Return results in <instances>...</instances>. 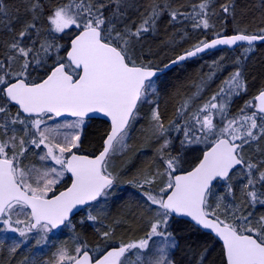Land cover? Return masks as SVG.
I'll list each match as a JSON object with an SVG mask.
<instances>
[{"label":"snow or ice","instance_id":"obj_1","mask_svg":"<svg viewBox=\"0 0 264 264\" xmlns=\"http://www.w3.org/2000/svg\"><path fill=\"white\" fill-rule=\"evenodd\" d=\"M24 6L28 19L18 31L5 25L11 39L0 43V232L23 238L12 240L9 255L18 252L30 233L38 234L35 243L40 246L49 233L66 227L73 232V243L57 246L44 264H129V254L149 250L154 238L159 239L146 264H175L169 250L179 244L169 229L172 222L184 220L222 241L223 264H264V214L255 215L256 208H264V149L256 155L246 152V146L264 141V87L237 115H229L230 99L247 92L239 65L255 42H264V27L236 29L232 35L213 31L212 39L197 42L162 69L137 52L143 34L154 31L165 13L169 23L190 19L193 28L214 29L210 20L218 14L213 0H199L191 12L149 0L134 27L125 22L127 10L135 7L129 0H51L47 6L44 0H25ZM7 12L0 0V15ZM220 13L222 20L234 21L235 0H225ZM65 36L67 43H60ZM221 45L243 48L236 69L198 106L208 81L197 85L166 126L159 104L150 99L158 97L159 74ZM144 104L152 105L147 138L159 144L155 167L127 183L141 190L147 231L139 240L124 242L117 241L112 228L97 229L101 243L90 245L76 232L72 218L85 206L95 211L111 195L120 179L112 170L113 156L127 147ZM97 118L109 127L100 147L89 152L85 131ZM173 130L183 135L177 154L169 135ZM199 144L205 149L184 169L180 153ZM235 179L243 181L239 205L234 202ZM220 181L226 192L218 194ZM86 221L99 223L100 215L89 211L80 223ZM3 243L0 239V247Z\"/></svg>","mask_w":264,"mask_h":264},{"label":"trees","instance_id":"obj_2","mask_svg":"<svg viewBox=\"0 0 264 264\" xmlns=\"http://www.w3.org/2000/svg\"><path fill=\"white\" fill-rule=\"evenodd\" d=\"M50 2L51 0H44L45 6ZM129 2L135 7L127 10L125 22L134 27L132 22L138 23L140 21L141 16L139 13L143 11V6L148 4L149 0H129ZM158 2L171 4L172 8H178L182 12H191V6L199 3V0H158ZM223 3H225V0H213V7L218 15L211 18L210 23H213L215 28L209 30L193 28V21L190 19H178L169 23L170 17L165 13L157 22V35H154L153 31L143 34L142 40L137 45V52L141 53L143 58L153 61L156 66L161 68L177 55L192 48L197 42L212 39L213 31L220 32L223 29V34L231 35L235 34L236 29L247 28L249 32H254L259 27H264V24L261 23L264 20V0H235L234 21L231 17L227 21L221 19L220 5ZM5 4L8 12L6 16L0 15V20L3 21V23H0V43L11 39V34L5 30V25L10 24L12 28L18 31L21 23L28 19L24 6L25 0H5ZM225 24L227 25L226 28ZM68 39L69 37L65 36L59 42L66 44ZM176 45L178 47L174 48L173 46ZM242 50V47L233 50L232 52H237V55L233 59L226 57L228 54L227 50H223L224 56L216 63L215 67H206L204 64H200L203 63V58L210 56V54H207L204 57H199L181 66H177L161 75L158 80V96L161 100H158L165 125L167 126L168 122L175 118L174 113L179 102L187 96V89L186 96L184 89L188 85H190L191 93H193L197 91V85L203 86L204 81L209 80L208 86L203 89L206 91V97L199 98L196 106L208 100L209 93H213V90L219 87L223 78L229 76L236 69L238 65L235 61L241 55ZM2 53L3 49L0 48V56H2ZM219 53L221 52L219 51ZM217 54L218 52L216 51L211 53V56ZM239 67L243 69L247 81V89L251 93L244 98V95L241 94L232 100V103L229 104V114L231 115L240 110L245 99H250L251 96L253 97L257 94L261 87H264V44L255 45L254 51L248 53V59L239 65ZM213 72L215 73L214 76L211 75ZM252 86H254V90H252ZM89 124L85 131V148L91 152L100 147L101 137L107 130V124L99 119L91 120ZM148 128L149 119L147 115H143L142 119L132 126L127 141V151L116 158L114 164V172L119 174L120 178L118 184L125 187L131 186L140 195V198L131 200L121 197V195H119L120 198L114 197L116 191L113 190L115 188L113 187V191L111 190V201L105 202L102 205L103 209L101 211L93 212L94 215H100L99 223L93 224L86 221L81 224L78 221L81 213L72 218L76 225V232L90 245L94 246L97 243H101L98 239L97 229L105 231L112 228L117 241L122 239L124 242H129L139 240L145 236L147 227L144 218L148 213L145 211L144 200L140 194L141 190L127 183V181L132 180L140 171L147 170L150 166L155 167V154L159 144L154 139L147 138L146 129ZM169 135L173 138V154H177V152H180L179 141L183 139V135L174 130L170 131ZM252 146V155H256L257 149H264V141L253 142ZM199 148L196 145H192L180 153L182 159L185 161L183 165L184 169H190L194 165L204 150L202 149L203 146ZM193 150L197 151L193 153ZM232 184L234 188V202L239 205L242 199L241 187L243 181L235 179L232 181ZM216 192L218 194L226 192L224 182L216 183ZM229 199L231 200L232 198ZM261 214H264V208H256L255 215L259 216ZM63 228L58 232H62ZM169 230L174 233L179 244V247L171 253V258L175 261V264H223L222 247L209 234L203 233L192 224L183 220L178 223L172 222ZM58 232L53 236L55 238L58 236L55 241L58 245L63 243L70 245L73 243L72 230L71 239L60 237L61 232ZM0 248V264H4L5 256L3 251L5 248L3 246ZM21 249L14 256L21 253ZM24 251L27 254H31L26 249ZM198 253L203 256L202 261L200 260V255H197ZM8 264H11V262Z\"/></svg>","mask_w":264,"mask_h":264},{"label":"rangeland","instance_id":"obj_3","mask_svg":"<svg viewBox=\"0 0 264 264\" xmlns=\"http://www.w3.org/2000/svg\"><path fill=\"white\" fill-rule=\"evenodd\" d=\"M153 32H154L153 33L154 35H157L156 27H155V30ZM150 37H152V35H150ZM146 39H148V37H146ZM173 47L176 48V47H178V45L173 46ZM224 51L223 50L220 51L221 53H219V51H217L218 54L217 55H213V56H211V53H209L210 56H208L206 58H203V63H200V64H204L206 67H209V66L215 67L216 64H213V61L218 62L224 56ZM212 53H214V52H212ZM227 53L228 54L226 55V57H229V59H233L237 55V52L234 53V52L228 51V50H227ZM204 56H202V57H204ZM227 77L228 76H225V78H223V80H225ZM220 85H221V83H220ZM220 85H219V87H220ZM219 87L215 88L213 90L214 91L213 93L217 92L219 90ZM253 88H254V86H252V90H254ZM186 89H187V96L185 94L186 93ZM190 89H191L190 88V85H188L184 89V91H185L184 94H185L186 97L191 96L193 93H195V91L193 93H191V90ZM196 89H197V87H196ZM213 93H209V97ZM249 93H251V91H249L247 89V92L245 94L243 93L244 96L242 95L243 98L245 96L249 95ZM205 94H206V91L203 90L201 92V94H200V98L201 97H206ZM236 97H238V96H233L230 99L229 104L232 103V100H234ZM251 98H252V96L250 97V99ZM150 99L156 101V103H158V104H159V100H161L159 96L158 97H151ZM250 99L249 98L245 99V101L242 103V105L244 106L245 102L248 101V100H250ZM202 103L203 102H201L200 104H202ZM151 107H152L151 104H144V105H142L141 106V110H140V118H138V120L135 123H137L138 121H140L142 119L143 115H147V117H149ZM246 111H250V110H246ZM238 113H239V111H237V113H235L233 115H237ZM229 115H231V114H229ZM216 122L217 123L220 122V118L219 117L216 118ZM89 125L90 124L88 123V126ZM127 141H128V139H127ZM196 146H197V148H199L200 146H203L202 149H205V147H206L204 144H199V145H196ZM127 147H128V142H127ZM127 147L123 151L117 152L113 156V159H112V170L113 171H115V168H114L115 159L118 158L121 154L125 153L127 151ZM194 151H197V150H193V153H195ZM247 151H248L249 154H252L253 146L252 145L250 147H247L246 146V152ZM29 159L30 160H33V159H36V158L30 156ZM67 180H68V178L66 177V182H67ZM114 187L115 188L113 190L116 191L114 193V197L117 196V198H120L119 195H121V197L129 198L131 200H137V199L140 198V195L137 192H135L133 190V188H131V186H126L125 187V186H122V185H120V184L117 183L116 185H114ZM111 199H112V195H110L109 197H107L106 198V201L105 200H102L99 203V206L97 207V209L95 211H101L103 209V206L102 205L105 202L111 201ZM89 211H92V214H94L93 212H95L92 209H90V208L87 207L86 209L83 210V212H81V214H80L81 216H80V218H79L78 221H81L84 217H86L87 214L89 213ZM73 224H74V220H73ZM0 227H2V226H0ZM57 232H51V233H49L48 234V242L46 244H42L40 246H37L36 243H35L36 239L38 238V234L36 232L30 233L29 236H28L27 242L21 245V248H23V249L20 248L22 250L21 253H19L16 256H14L13 257L14 259L12 258L11 255H9L8 249H9V247H10L13 239L21 240L23 238L19 237L18 234H15V233H4V232H0V239L4 240V243H3V247L5 248L4 251H3L4 252V256H5V263L4 264H8L9 262H11V264H21L22 261H24V264H27V263L30 264V262L33 261V260L39 261L38 264H44V261L47 260L48 258H50L51 255H52V253L55 251V248L57 246H59L58 243L55 242L57 240V237L58 236H56V238L53 237L54 235L57 234ZM60 232H58V233H60ZM60 235L59 236L62 237V238L71 239L72 238L71 229L64 227ZM5 237H7V239H5ZM158 239L159 238H154L153 241L150 242L149 250H146V251H136V250H133V253L132 254H129V256H128L129 264H136L137 261H140L141 264H146V261L151 260L152 259V253L155 252V242ZM38 247H40V248L37 249ZM24 249H26V251H30L31 254H27V252H25ZM173 250H169L170 256H171V253H172ZM26 256L29 257V260L28 261H25V259H24Z\"/></svg>","mask_w":264,"mask_h":264},{"label":"water","instance_id":"obj_4","mask_svg":"<svg viewBox=\"0 0 264 264\" xmlns=\"http://www.w3.org/2000/svg\"><path fill=\"white\" fill-rule=\"evenodd\" d=\"M232 35V34H231ZM258 44H264V42H259V41H257V42H255V44L254 45H258ZM243 46H247V44L246 43H244L243 44ZM238 47H240L239 45H237V46H232V47H228V46H223V45H221V46H218L216 49H212V50H209V51H207V52H205V53H201V54H199V56L198 57H201V56H203V55H205V54H208V53H212V52H216V51H221V50H228V51H233V50H235L236 48H238ZM177 57V56H176ZM175 57V58H176ZM198 57H194V58H191V59H188V60H185V61H183V62H180L179 64H176V65H172L170 68H168V69H165L162 73H160L159 74V77L161 76V75H163V74H165L166 72H168L169 70H171V69H173V68H175V67H177V66H181V65H183L184 63H186V62H188V61H192V60H194V59H196V58H198ZM175 58H173V59H171L170 61H172V60H174ZM170 61H168L166 64H168V63H170ZM162 69H163V67H161ZM97 119H99V120H102V121H104V122H106L103 118H97ZM107 123V122H106ZM108 124V123H107ZM108 126H109V124H108ZM221 183H222V181H220ZM218 183V182H217ZM87 206H85L84 208H81V209H79L78 210V213L76 214V215H78L83 209H85ZM76 215H74L73 216V218L76 216ZM184 221V220H183ZM190 224H192V223H190ZM193 225V224H192ZM194 226V225H193ZM196 227V226H195ZM62 228V227H61ZM60 228V229H61ZM196 228H198V227H196ZM60 229H57V230H54L53 232H57V231H59ZM200 231H202L203 233H206V234H209L211 237H213L220 245H221V247H222V241H219V239L218 238H216L215 236H214V234L213 233H210V232H208V231H206V230H202V229H200V228H198Z\"/></svg>","mask_w":264,"mask_h":264},{"label":"flooded vegetation","instance_id":"obj_5","mask_svg":"<svg viewBox=\"0 0 264 264\" xmlns=\"http://www.w3.org/2000/svg\"><path fill=\"white\" fill-rule=\"evenodd\" d=\"M254 96H255V95H254ZM13 111H15V109H13ZM93 120H94V119H93ZM89 122H90V121H89ZM89 122H88V123H89ZM105 123H106V122H105ZM106 124H107V123H106ZM108 127H109V126H108V124H107V129H108ZM35 158H36V157H35ZM67 182H70V181L67 180ZM82 212H83V211H82ZM80 213H81V212H80ZM80 213H79V214H80ZM76 216H77V215H76Z\"/></svg>","mask_w":264,"mask_h":264},{"label":"bare ground","instance_id":"obj_6","mask_svg":"<svg viewBox=\"0 0 264 264\" xmlns=\"http://www.w3.org/2000/svg\"><path fill=\"white\" fill-rule=\"evenodd\" d=\"M202 57V56H201Z\"/></svg>","mask_w":264,"mask_h":264}]
</instances>
